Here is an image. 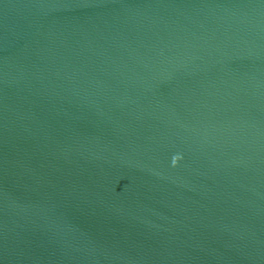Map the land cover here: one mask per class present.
<instances>
[{
  "label": "water",
  "instance_id": "water-1",
  "mask_svg": "<svg viewBox=\"0 0 264 264\" xmlns=\"http://www.w3.org/2000/svg\"><path fill=\"white\" fill-rule=\"evenodd\" d=\"M0 264H264V0H0Z\"/></svg>",
  "mask_w": 264,
  "mask_h": 264
}]
</instances>
